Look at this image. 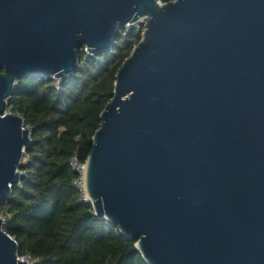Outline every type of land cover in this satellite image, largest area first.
Here are the masks:
<instances>
[{"label":"water","instance_id":"95a60500","mask_svg":"<svg viewBox=\"0 0 264 264\" xmlns=\"http://www.w3.org/2000/svg\"><path fill=\"white\" fill-rule=\"evenodd\" d=\"M0 0V206L32 134L17 80H66L79 49L146 30L119 69L86 168L96 216L147 264H264V0ZM0 264H29L4 230Z\"/></svg>","mask_w":264,"mask_h":264},{"label":"trees","instance_id":"16d2710c","mask_svg":"<svg viewBox=\"0 0 264 264\" xmlns=\"http://www.w3.org/2000/svg\"><path fill=\"white\" fill-rule=\"evenodd\" d=\"M174 0H165L170 3ZM143 33L120 31L113 49L89 56L79 49V71L61 81L21 77L8 112L24 119L32 145L25 150L21 183L1 203L4 230L17 241L19 257L35 264H147L135 241L122 236L74 181L71 161L86 165L101 114L113 100L116 75Z\"/></svg>","mask_w":264,"mask_h":264},{"label":"built area","instance_id":"2783aa9c","mask_svg":"<svg viewBox=\"0 0 264 264\" xmlns=\"http://www.w3.org/2000/svg\"><path fill=\"white\" fill-rule=\"evenodd\" d=\"M144 22H145V20L141 19L138 22H136L134 25H130V26L127 25L125 31L127 33H130L133 30H137V31H140V32L144 33L145 30H146V26L144 25ZM86 51H87V53H88L89 56H93V55L89 54L88 49H86ZM51 79H53V78H51ZM53 80H55L57 82V87H59L60 86V83H61V80H56V79H53ZM24 129H28V128H25V126H24ZM28 130L30 131V129H28ZM70 164H71L72 168L75 170V172H77L78 174H80V178L78 180H75L74 181V185L78 186L84 192L83 182H84V179H85V174H86V169H87L86 168V165L81 164L78 161V158L77 157H75L71 161ZM21 174H22V172H21ZM29 264H35V263L32 262L31 260H29Z\"/></svg>","mask_w":264,"mask_h":264},{"label":"bare ground","instance_id":"6f19581e","mask_svg":"<svg viewBox=\"0 0 264 264\" xmlns=\"http://www.w3.org/2000/svg\"><path fill=\"white\" fill-rule=\"evenodd\" d=\"M87 171H88V167L86 169L85 179H84V182H83V185H84V195H85V199L86 200H88L87 185H86Z\"/></svg>","mask_w":264,"mask_h":264},{"label":"rangeland","instance_id":"374dc122","mask_svg":"<svg viewBox=\"0 0 264 264\" xmlns=\"http://www.w3.org/2000/svg\"><path fill=\"white\" fill-rule=\"evenodd\" d=\"M162 4H164V2H162ZM144 25H145V22H144ZM26 162L27 160L23 158L22 164H25Z\"/></svg>","mask_w":264,"mask_h":264}]
</instances>
